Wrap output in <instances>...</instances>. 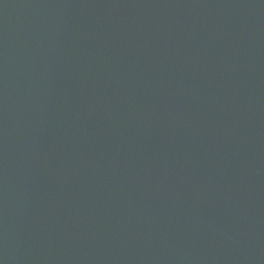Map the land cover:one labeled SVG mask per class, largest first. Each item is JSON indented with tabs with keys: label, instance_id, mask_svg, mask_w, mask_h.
Instances as JSON below:
<instances>
[{
	"label": "water",
	"instance_id": "water-1",
	"mask_svg": "<svg viewBox=\"0 0 264 264\" xmlns=\"http://www.w3.org/2000/svg\"><path fill=\"white\" fill-rule=\"evenodd\" d=\"M0 264H264V0H0Z\"/></svg>",
	"mask_w": 264,
	"mask_h": 264
}]
</instances>
